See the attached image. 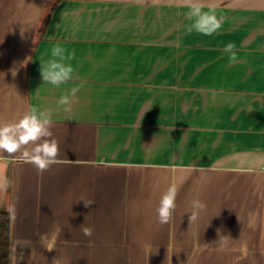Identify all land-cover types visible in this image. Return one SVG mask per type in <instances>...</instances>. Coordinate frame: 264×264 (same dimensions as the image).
<instances>
[{"label":"crops","instance_id":"crops-1","mask_svg":"<svg viewBox=\"0 0 264 264\" xmlns=\"http://www.w3.org/2000/svg\"><path fill=\"white\" fill-rule=\"evenodd\" d=\"M215 2L209 37L188 32L178 0H0V123L52 109L61 161L40 173L0 153L11 264H264V0ZM56 43L75 52L60 87L40 72ZM169 186L177 207L160 224Z\"/></svg>","mask_w":264,"mask_h":264},{"label":"clouds","instance_id":"clouds-1","mask_svg":"<svg viewBox=\"0 0 264 264\" xmlns=\"http://www.w3.org/2000/svg\"><path fill=\"white\" fill-rule=\"evenodd\" d=\"M152 2L159 3V0H152ZM177 6L189 9L186 13L187 19L191 21L187 27L188 32L195 30L201 35L210 37L217 33L223 25L224 17L216 15L215 9L219 5L215 0H209L208 3L203 2V0H178ZM205 8L208 10L205 11ZM235 48L236 45L229 42L222 49L225 54H228L229 62L233 64L239 61ZM51 57L47 61H40L41 76L44 82L60 87L73 79L75 68L66 61L74 59L75 52L66 54V49L56 43L51 48ZM83 86L84 82L82 81L79 85L71 88L67 94H62L56 101V110L59 111L62 108L63 111L70 112L72 106L78 103L77 93ZM52 114V109L40 110L37 107H32L17 121L0 123V153H7L10 157L30 163L40 173L61 162L59 143L50 130ZM8 188V178L6 175L0 174V195L6 193ZM176 197L177 188L175 186H169L161 196L159 206L156 209L157 220L160 224H168L172 220L177 207ZM92 204H94L92 200L84 202L85 207ZM205 208L206 205L199 199L193 200L189 225L198 219L200 211ZM6 211L9 213L10 219L14 221L15 209L7 208ZM81 230L86 237H91L93 234L91 227H82ZM61 231L62 229L57 228L51 237L41 235L40 244L47 251H53Z\"/></svg>","mask_w":264,"mask_h":264},{"label":"trees","instance_id":"trees-1","mask_svg":"<svg viewBox=\"0 0 264 264\" xmlns=\"http://www.w3.org/2000/svg\"><path fill=\"white\" fill-rule=\"evenodd\" d=\"M12 220L8 212H0V264H11Z\"/></svg>","mask_w":264,"mask_h":264},{"label":"built area","instance_id":"built-area-1","mask_svg":"<svg viewBox=\"0 0 264 264\" xmlns=\"http://www.w3.org/2000/svg\"><path fill=\"white\" fill-rule=\"evenodd\" d=\"M263 171H264V168H263Z\"/></svg>","mask_w":264,"mask_h":264}]
</instances>
